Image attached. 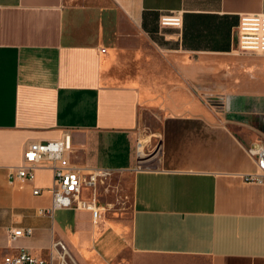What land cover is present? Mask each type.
I'll use <instances>...</instances> for the list:
<instances>
[{"label":"crops","instance_id":"1","mask_svg":"<svg viewBox=\"0 0 264 264\" xmlns=\"http://www.w3.org/2000/svg\"><path fill=\"white\" fill-rule=\"evenodd\" d=\"M179 13V28L162 14ZM264 0H0V264H264V54L237 51ZM176 66V67H175ZM194 88L195 91H193ZM158 119V131L149 123ZM71 135L77 168L131 178L130 211L51 210L49 163L9 174L29 144ZM157 135L158 161L137 165ZM38 190V194L34 191ZM31 228L11 242L7 230Z\"/></svg>","mask_w":264,"mask_h":264},{"label":"built area","instance_id":"2","mask_svg":"<svg viewBox=\"0 0 264 264\" xmlns=\"http://www.w3.org/2000/svg\"><path fill=\"white\" fill-rule=\"evenodd\" d=\"M161 27L179 28L181 15L179 13L162 14L159 17ZM237 51L240 53L264 54V14L245 15L239 20L236 28ZM142 148L137 144V154ZM72 150L71 135L64 132L58 140L47 142H34L28 145L24 153L25 165L13 170L9 177L12 181H28L34 178L36 168L44 163H49L53 172L52 207L51 210L75 209L88 210L94 219L99 216V207L95 197L90 199L82 197L84 188L94 187L97 180L103 175L95 169H80L71 164L68 155ZM247 154L253 161L256 171L246 175L244 180L252 184H264V145H255L247 150ZM138 157V156H137ZM39 191L35 190L34 194ZM31 228H10L7 230L9 240L16 241L21 237H29ZM66 253H62L56 260V264H68L65 260ZM3 264H53L37 260L25 251L18 255L6 258Z\"/></svg>","mask_w":264,"mask_h":264},{"label":"rangeland","instance_id":"3","mask_svg":"<svg viewBox=\"0 0 264 264\" xmlns=\"http://www.w3.org/2000/svg\"><path fill=\"white\" fill-rule=\"evenodd\" d=\"M176 67V66H175ZM193 91L194 88L191 87ZM149 123L153 129L158 130V119L149 115ZM157 135H152L150 139L142 142L140 153L137 154L136 167L141 170H150L155 167L159 156V145L157 144ZM97 192L99 195V205L103 204L104 211L119 213L130 211V195H131V178L121 174L103 173L98 179Z\"/></svg>","mask_w":264,"mask_h":264},{"label":"bare ground","instance_id":"4","mask_svg":"<svg viewBox=\"0 0 264 264\" xmlns=\"http://www.w3.org/2000/svg\"><path fill=\"white\" fill-rule=\"evenodd\" d=\"M140 152V151H139Z\"/></svg>","mask_w":264,"mask_h":264}]
</instances>
